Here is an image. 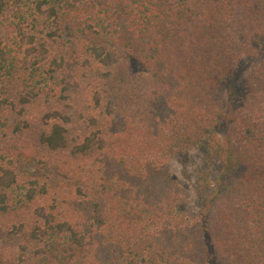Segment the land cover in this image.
I'll return each instance as SVG.
<instances>
[{
	"label": "trees",
	"instance_id": "trees-1",
	"mask_svg": "<svg viewBox=\"0 0 264 264\" xmlns=\"http://www.w3.org/2000/svg\"><path fill=\"white\" fill-rule=\"evenodd\" d=\"M0 264H264V0H0Z\"/></svg>",
	"mask_w": 264,
	"mask_h": 264
},
{
	"label": "rangeland",
	"instance_id": "rangeland-1",
	"mask_svg": "<svg viewBox=\"0 0 264 264\" xmlns=\"http://www.w3.org/2000/svg\"><path fill=\"white\" fill-rule=\"evenodd\" d=\"M251 71L252 62L249 59H243L236 69L234 78L222 85L215 94L221 112L227 114L225 117L226 122H229L232 117L230 112L233 107L240 103L241 98L245 95V84ZM207 158L206 151L197 146L174 156L170 161L173 176L182 190V200L179 207L182 212L195 214L200 211L204 203V197L216 188V182L221 172L219 161H215L210 167L212 171L210 190L203 192V194L198 191L199 175L208 169Z\"/></svg>",
	"mask_w": 264,
	"mask_h": 264
}]
</instances>
